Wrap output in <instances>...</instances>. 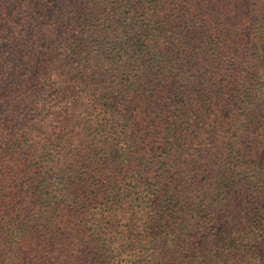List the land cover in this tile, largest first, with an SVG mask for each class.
I'll return each instance as SVG.
<instances>
[{"label": "trees", "instance_id": "trees-1", "mask_svg": "<svg viewBox=\"0 0 264 264\" xmlns=\"http://www.w3.org/2000/svg\"><path fill=\"white\" fill-rule=\"evenodd\" d=\"M0 84V264H264V0H0Z\"/></svg>", "mask_w": 264, "mask_h": 264}, {"label": "rangeland", "instance_id": "rangeland-1", "mask_svg": "<svg viewBox=\"0 0 264 264\" xmlns=\"http://www.w3.org/2000/svg\"><path fill=\"white\" fill-rule=\"evenodd\" d=\"M25 28V26H24V24H23V27H22V29H24ZM8 42H6V44H7ZM7 50H8V48H7ZM1 85V84H0Z\"/></svg>", "mask_w": 264, "mask_h": 264}]
</instances>
